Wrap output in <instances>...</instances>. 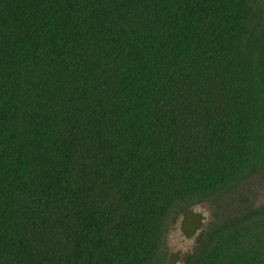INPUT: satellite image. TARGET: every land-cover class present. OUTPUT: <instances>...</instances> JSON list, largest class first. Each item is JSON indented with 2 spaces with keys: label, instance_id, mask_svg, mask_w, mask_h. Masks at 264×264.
Listing matches in <instances>:
<instances>
[{
  "label": "trees",
  "instance_id": "obj_1",
  "mask_svg": "<svg viewBox=\"0 0 264 264\" xmlns=\"http://www.w3.org/2000/svg\"><path fill=\"white\" fill-rule=\"evenodd\" d=\"M264 0H0V264H264Z\"/></svg>",
  "mask_w": 264,
  "mask_h": 264
},
{
  "label": "rangeland",
  "instance_id": "obj_2",
  "mask_svg": "<svg viewBox=\"0 0 264 264\" xmlns=\"http://www.w3.org/2000/svg\"><path fill=\"white\" fill-rule=\"evenodd\" d=\"M231 207L235 211H245L250 208L264 206V180L254 179L242 191ZM216 206L206 202L191 208V212L200 217L198 229H192L198 222L196 216L186 218L185 215L170 227L167 236V264H185L187 258L194 253L199 245V234L215 220Z\"/></svg>",
  "mask_w": 264,
  "mask_h": 264
}]
</instances>
